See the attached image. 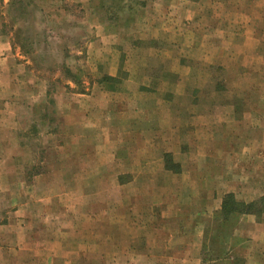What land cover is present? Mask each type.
<instances>
[{
  "label": "rangeland",
  "instance_id": "1",
  "mask_svg": "<svg viewBox=\"0 0 264 264\" xmlns=\"http://www.w3.org/2000/svg\"><path fill=\"white\" fill-rule=\"evenodd\" d=\"M160 1L0 0V33L11 47L13 65L17 61L27 62V70L44 80L42 86L31 83L32 94L41 97L46 91L41 111L34 105L40 101L38 98L26 103L22 92L20 96L15 93L18 99H4L9 93L4 95L0 90V138L6 135L16 142L12 152L20 157L18 172L30 168L33 176L36 171L51 169L48 145L37 146L39 135L46 138L50 124L61 123L57 115H51V98L61 92L84 94L100 85L106 91L123 92L125 97L121 124L113 125L112 132H103L110 136L108 142L112 146L104 147L103 139L98 148L91 144L86 149L96 153H86L82 146V157L89 154V161L75 164L77 176L73 184L67 174L72 164L61 158L54 164L58 177L0 179V264L33 261L17 255L26 251V237L18 233L16 226H4L24 218L20 205L26 200L39 205V209L23 214L41 221L42 225L34 230L41 232V248L55 252L52 264H183V253L195 255L197 250L203 256L202 264H226L219 262L225 260L215 258L230 254L243 259L248 250L243 231L251 227V222L244 216L233 215L223 223L217 208L220 196L233 186L235 172L240 168L253 171L258 166L251 153L247 162L235 160L229 146L235 131H230L229 123L242 122L244 117L252 124L264 120L263 112L260 113L264 106V65L260 66L264 63V49H260L264 46V0H183V38L193 42V48L183 45V84L179 87L170 83L175 77L174 64L179 61L177 51L168 53L170 60L166 64L162 60L165 55L153 52L145 44L147 41L139 40L133 48L132 39L124 30V35L108 34L111 36L106 40V48L91 56L99 60L108 57L113 65L101 68L95 66L96 61L86 62L89 39H98L100 22L105 21L114 30L119 25L124 28L129 17L140 16L154 7L152 3L161 6ZM91 9L90 17L85 12ZM243 25L253 29L249 57L252 76L241 77L239 87L235 88L231 76L235 71L242 74L243 67L230 63H239L238 59H243L247 51L245 45L236 50L230 48L228 37L233 39L236 28L243 31ZM211 27L213 31L207 30ZM221 31L225 44L220 46L226 57L225 64L217 66L212 38L219 37ZM132 57L146 66L131 65ZM107 74H115L119 83L100 82L101 76ZM127 76L129 83L123 82ZM12 83L20 82L12 79ZM7 84L10 86L9 81ZM178 90L183 91V96L172 98L169 91L176 95ZM236 90L240 95L233 114H229L228 92ZM153 107L156 110L151 115ZM75 117L85 125L81 133L89 135L87 120H99L98 116L87 119L86 114ZM41 121L42 130L37 129ZM114 129L118 131L117 138ZM237 135L243 143L247 138H260L261 132L240 128ZM22 140L25 144L19 145ZM84 141L86 145L92 143L91 139ZM57 142L54 139L48 143ZM244 148L246 154L250 152L251 147L245 144ZM78 151L76 148L77 154ZM106 152L114 162L103 155ZM54 154L62 156L53 151V160ZM165 155L169 156L167 164L177 166L173 173L164 167ZM112 188V194H104ZM82 192L85 193L81 195ZM233 195L241 202L255 196L242 194L241 190ZM69 197L78 202L75 210L69 208ZM251 219L256 222L254 217ZM14 229L17 232L13 233ZM152 229L163 232L167 241H161L158 233L155 238L147 237ZM203 230L202 238L199 232ZM31 237L33 234L28 233V239ZM179 241L194 246L191 252L189 247L177 245ZM179 252L180 258H172ZM195 257L189 258L188 264H195Z\"/></svg>",
  "mask_w": 264,
  "mask_h": 264
},
{
  "label": "crops",
  "instance_id": "2",
  "mask_svg": "<svg viewBox=\"0 0 264 264\" xmlns=\"http://www.w3.org/2000/svg\"><path fill=\"white\" fill-rule=\"evenodd\" d=\"M85 1H90V0H85ZM161 6H158L157 4L152 3L154 6L153 8H150L147 11H144L141 13L140 16H131L129 17V24L122 28L121 25L116 27V30L112 28V25H108L104 22H100V26L97 27L99 29V34H97L98 39H94L91 41L89 39V45L87 46V55H89L86 58L87 63H95V66L104 68L108 65H113V60H110L108 57L102 58L99 60L98 58L91 59V56L98 54V51H103L106 47L105 45L108 43L107 41L109 40L108 34H112L113 36L117 33V35L123 34V30L125 33L130 37L131 42H132V47L134 48V45L139 43L138 41H147L145 44H147V47L150 49H153V52L160 51L162 52L164 58L162 60L167 61L166 64H168V61L170 60V54L171 52H176L177 51V57H178V62L174 64V71H175V77L170 81L172 85L174 84L176 87L181 86L183 84V61L180 60V57L183 55L181 54L183 52V45H190L189 47L193 48L192 43L193 42H188L187 38H183V0H161ZM211 2H213L211 0ZM174 3V5H173ZM93 8V7H92ZM161 9V10H160ZM92 10L90 12H85V14L89 15L90 17L93 16ZM243 28V31L240 28H236V33L233 36V39L228 37V44H230V48H233L234 50L239 49L241 46L245 45V51L247 53L243 56V59H238L239 63H236L235 61L230 63L231 66L235 67H243L241 70L242 74H237L236 71L233 73L232 80L233 82V87L238 88L239 87V82L238 80L243 77V79L248 78L249 76H252V67L253 65L251 62H249V57L251 55L252 51V35H253V29L250 26L243 25L241 26ZM207 30H212V27L207 29ZM116 31V32H115ZM213 31V30H212ZM223 31L219 32V37H213L212 42H213V47L212 49L215 50L214 53V59H215V64L217 66L225 64V57L226 55L224 54V51L222 50L223 47L221 48L220 45L225 44V35L221 34ZM114 33V34H113ZM125 34V35H126ZM243 34V38H241V35ZM187 35V33H185ZM188 37V36H187ZM227 37V36H226ZM197 39V38H196ZM195 39V41H196ZM107 40V41H106ZM137 41V42H134ZM184 41V42H183ZM199 42V40H197ZM110 43V41H109ZM214 43L217 44V46H214ZM262 43V42H261ZM264 44V43H263ZM233 45V46H232ZM247 45V49H246ZM190 48V49H191ZM260 49L263 50L264 46H260ZM145 50V49H143ZM144 52V51H142ZM240 52V51H239ZM99 55V54H98ZM247 55V56H246ZM12 56H11V47L4 35L0 33V82L2 83L3 87H0L1 92L4 93H9V96L5 97L4 99H13L17 98L15 93H18L20 96V93L23 92L22 96H25L26 103H29L31 99H36L38 98L40 101L34 105L36 107L41 108V111L43 108L41 107L40 104L43 105L45 104V95L46 91H43L42 96L40 97V94H32V91L30 90L31 88V83L35 82V85H40L42 86L44 83L43 79L38 78L37 76L33 75L30 71L27 70L26 64L27 62H16L15 66L13 65L12 61ZM241 61V62H240ZM262 61V59H260ZM139 63V64H138ZM138 65L140 66H146L144 63H141L140 61L137 62V58L132 57L131 58V65ZM264 65V63L260 64V66ZM258 67V66H257ZM109 77L115 78L116 83H119V78L115 76V74H107ZM106 75V76H107ZM102 77V76H101ZM12 79L14 81H19L15 85L12 83ZM8 81L10 82V86L7 84ZM7 82V83H6ZM123 82L129 83L131 80L129 79V76H127V79ZM167 82H169V79H167ZM12 83V84H11ZM14 87V89H13ZM234 88V89H235ZM19 89V92H18ZM14 91V94H13ZM35 92V91H34ZM170 95H172V98L175 96H183V91L178 90L179 93L176 92V95L172 93L171 91ZM223 93V92H221ZM245 94L247 92H244ZM212 94H216L217 96L220 95L219 92H212ZM5 95V94H4ZM35 95V96H33ZM228 112L229 114H233V107L237 102V98L240 95V91L236 90L233 93L228 92ZM21 96L20 100L23 99ZM171 96H169L170 98ZM18 99V98H17ZM125 97L123 92H119L118 90H114L113 92L106 91L104 90L103 86H99L98 88L93 87L90 89L87 93H64L61 92L59 96H55L54 98H51L52 101H49V103L54 104V106L51 107V115L52 116H58L59 119L58 121H61V123H52L50 124V127L48 128L49 133L44 137V134H40V139H38L37 146L41 145V148H45L46 145L47 148L51 151L52 155L51 156V169L49 168V171H46L41 173V172H35L33 176H31L30 168L27 169H21L18 172V162L19 158H17V154L12 152V148H16V142H13L11 139H8L7 136L5 135L4 138H0V150L2 147L3 143V156H0V179H35V180H42V179H48V178H54L58 177V172L54 171V164L59 161L61 158L64 160V162H68L72 164V169L70 170L68 168L67 174L69 179L73 181L76 179V168L75 164L77 162L82 163V162H87L89 161L88 156L82 157V152H80L81 147L83 146L84 151L86 153H96V150L94 151H87L86 149H89V145L94 144L96 148L99 147V145L102 142L101 139L106 140L104 143V147L108 148L111 147L112 144H109L108 140L110 136L108 134H104L103 132L107 133L108 130L109 132L113 131V125L121 124V121L124 116V102H125ZM224 104V103H222ZM128 108L130 107L127 105ZM26 107V106H25ZM156 108V107H155ZM153 107L152 114L155 113V109ZM235 108V107H234ZM128 112V110H126ZM131 112V111H130ZM263 112L264 114V106L260 107V113ZM133 113V112H132ZM79 114H86L87 119L90 117V119L93 118V116H98L99 120H87L89 127L87 129L90 130V135L88 133H81L83 132V123H79V120L76 119V115ZM246 116V112L244 113ZM129 115V113H127ZM43 120V119H42ZM102 123L103 128L98 125ZM115 123V124H113ZM42 121L38 124L37 129L42 130ZM217 126L220 128L221 124L218 123ZM256 126V127H255ZM228 127V126H227ZM244 130L245 132L251 131L253 128L256 130H259L261 132V137L260 138H247L244 140L243 143L239 142V138L237 135V131ZM252 128V129H251ZM115 129H118V127H115ZM114 129V130H115ZM229 129H233L235 131L232 134V140L229 141V146H230V151L233 149L232 153L233 156H235V160L242 159V161L247 162L246 159L250 158V153L251 156L253 157V160L256 165L255 170L250 171L246 169H239L235 172V177H234V184L233 186L229 187L228 190H226L220 197H223V195L227 193H231L232 195L234 193H237V191L241 190L242 194L248 195V194H254L255 196L253 198H250L248 202L256 200L257 198L261 197L264 193V120L261 119L258 124H252L248 118L244 117L242 122H233L229 123ZM106 130V131H104ZM223 130V129H222ZM116 133H114L115 138H117V133L118 131L115 130ZM103 133V136H100V134ZM84 139H83V138ZM246 137H249L246 133ZM54 139H57L58 142L56 145H52V143H48L49 141H53ZM83 139V142L81 140ZM91 139L92 143L90 144H85L84 140H89ZM29 143V141H28ZM238 143V144H237ZM25 142L22 140L21 144L19 145H24ZM245 144L248 147H251L250 152H245ZM46 148V149H47ZM76 148H78V154L76 153ZM23 149V148H22ZM48 150V149H47ZM53 151L60 154L62 156H59L57 154L55 155V160H53ZM67 152V154H66ZM66 154V155H65ZM105 157L109 158L111 155H108L106 152ZM97 156V154H95ZM112 158V157H111ZM58 159V160H56ZM117 159V158H116ZM24 160V159H23ZM21 160V162H25ZM53 160V161H52ZM106 160V159H105ZM91 161V160H90ZM110 162L112 159L109 160ZM238 161H236L237 163ZM28 163V162H27ZM241 164V162H240ZM173 173V171L168 170ZM251 173V174H250ZM245 179H250V182H246ZM237 180H241V182H238ZM116 189L118 187L117 183H115ZM75 189V186L73 187V190ZM113 189H111L110 192H108V189L105 190V195L112 194ZM238 189V190H237ZM85 193L82 192L81 195ZM102 193V191H101ZM75 194V192H74ZM88 194V193H87ZM90 196V194H88ZM234 197V195H233ZM79 199V198H78ZM235 199V197H234ZM236 200V199H235ZM220 202L221 198L218 201V210L220 208ZM78 202H76L75 197H69L68 198V204L69 208L71 210H75L76 205ZM246 203V202H245ZM33 209H39V205L35 201L34 203L31 202V200H26L20 205V211L22 212V215L24 218L20 219L18 222H8L4 226H16L15 228L18 229V233H22L26 237V242L27 247L25 248V252H22L19 255L20 257H23L25 260H33L30 263L26 264H52L51 262L53 260V257L55 255V252H50V250L42 249L41 245L39 244L40 242V236L41 232L38 231L37 229L34 230V228L40 227L41 221L38 219L34 220L33 218L29 217L26 214H23L25 211H30ZM21 215V214H20ZM21 215V216H22ZM264 215V213L262 214ZM261 215V216H262ZM244 216L247 222H251V227L245 228V237H247V241L245 244L248 246V250L245 252L243 260V264H264V216L262 220H258L254 222V220L251 219V217H254L252 215H241ZM86 222V220H85ZM84 226L86 224H83ZM88 225V224H87ZM16 229L13 230V233L17 232ZM28 233L33 234V237L31 239H28ZM159 234V237L161 236V241H167L163 237V232L159 230H154L152 229L148 234L147 237L152 236L155 238L156 234ZM199 235H204V230L202 232H199ZM108 241L107 239H105ZM147 244H149L148 241H146ZM179 246L183 245V247L186 246L189 247V252H191V248L194 246H191V244H188V241H184L183 244L179 241L177 244ZM201 245V244H200ZM33 247V249H32ZM197 248H199V243L197 245ZM185 249V250H186ZM190 255V256H189ZM183 253V264H188V259L189 258H194L196 256V263L198 264V261L200 264L201 263V256L199 255V251L197 250L195 255H192L191 253ZM182 256L181 252L177 255V257H172V258H180ZM75 257V256H74ZM192 264V263H191ZM194 264V263H193Z\"/></svg>",
  "mask_w": 264,
  "mask_h": 264
},
{
  "label": "trees",
  "instance_id": "3",
  "mask_svg": "<svg viewBox=\"0 0 264 264\" xmlns=\"http://www.w3.org/2000/svg\"><path fill=\"white\" fill-rule=\"evenodd\" d=\"M116 82L115 78L109 76H102L100 82ZM166 160L164 161V167L167 170L174 171L177 166H172L169 163L168 159L169 156L165 155ZM175 167V168H174ZM264 213V193L261 197L257 198L256 200L250 202H241L234 199L231 193H227L223 195L220 202V208L218 212V216L221 222H226L231 216L233 215H252L256 219L259 220L260 216ZM201 255V263L204 261ZM215 260H225L219 261L221 263L226 262V264H243L244 261L242 258L236 257L234 254H230L229 256H224L223 259L221 257H216Z\"/></svg>",
  "mask_w": 264,
  "mask_h": 264
}]
</instances>
